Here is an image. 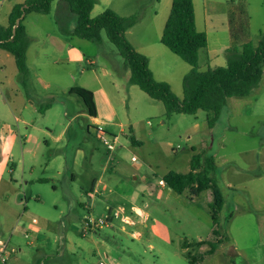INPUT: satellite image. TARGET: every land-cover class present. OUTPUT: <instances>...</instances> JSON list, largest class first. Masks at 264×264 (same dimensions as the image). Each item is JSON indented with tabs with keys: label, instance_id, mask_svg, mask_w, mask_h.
I'll return each mask as SVG.
<instances>
[{
	"label": "rangeland",
	"instance_id": "374dc122",
	"mask_svg": "<svg viewBox=\"0 0 264 264\" xmlns=\"http://www.w3.org/2000/svg\"><path fill=\"white\" fill-rule=\"evenodd\" d=\"M18 1L22 0H0L1 26L8 24L11 8ZM193 1L198 29L204 30V21L208 25L211 49L219 50L223 46H230L229 8L230 4L238 5L241 0ZM242 1L247 5L249 15L247 40L258 45L264 36V0ZM56 2L52 4L53 12L50 15L31 13L23 21L28 29L26 33L32 60L38 47L39 35L44 36L49 32L50 35L62 38L67 36L61 26L55 23L56 18L63 16L57 12ZM172 2L173 0H99L91 16L96 17L107 8L115 10L121 16L138 15L137 23L128 30V40L148 57L155 79L167 82L172 91L183 99V80L192 67L159 42ZM71 19L73 25L76 16L70 12L68 20L65 19L68 26ZM30 36L36 42H31ZM102 38L101 44L81 41V45L86 53L98 55V65L103 63L116 75L117 70L114 69L125 61L105 32L102 33ZM204 56L205 50H202L200 70L226 65L224 51L220 53L219 59L211 60L210 63L206 62ZM82 67L88 69L87 63L82 64ZM7 74H10L9 66ZM2 76L0 74V79ZM74 76L75 80H70L68 84L58 85L62 88L78 85L82 83L81 79L92 74L86 71L80 78V71H77ZM64 77L61 75V78ZM119 77L124 86H128L126 78ZM55 85L51 88L53 94L47 98L48 102L49 97L55 99L52 105L56 107L51 112V121L61 110L67 114L62 121L64 125L74 113H79L69 123L68 134L62 145L65 149V143L68 144L70 172L67 174L64 169L63 173L58 174L59 168H54L53 175L47 176L49 180L40 182L36 178L46 177L41 169H37L33 181L27 170L20 171L17 178L20 181L21 177L31 180V186L24 187L36 190L42 200L37 203L30 199L27 214L20 202L6 208L0 201V237L10 238L18 248L15 255L18 257L17 261L13 256L7 264H190L187 258L189 254L199 261L202 252L209 249L207 242L218 239L212 235V219L207 206L208 199L213 196L212 191L206 190L198 199L191 200L189 189L178 194L169 190L166 185L161 190L159 203L152 199L146 200L149 205L146 210L154 218L149 222L150 227L158 219L168 225L171 232L170 243L154 236L151 229L125 226L118 220H114L112 226L86 234L84 217L88 213L82 200L83 188L91 186L95 173L108 182V196L111 199L115 197L117 180L123 179L125 182L118 188L120 192L125 193L132 186H138L132 178L135 167L138 166L152 168L155 175L162 179L171 171L187 174L191 171L193 148L215 158L216 177L226 202L218 220L223 233L229 236V241L220 245L214 255L203 257L202 264H264V68L258 87L247 97L228 99L212 128L208 125V114L205 111L200 110L196 115L174 113L169 117L161 101L152 99L139 87H134L127 94L131 107V121L128 122L133 124L137 132L135 138L140 140L141 145H134L131 137L122 136L119 142L110 140L115 143L111 152L93 130L91 118L82 100L76 95L63 92ZM32 88L30 80V95ZM118 107L121 108V105L118 104ZM119 111L126 122L127 109ZM56 146L60 148L61 144ZM134 156L137 157V162L132 161ZM91 160L94 162L95 172L90 171ZM117 163L124 165L129 172L124 175L119 171L111 172ZM71 173L76 175L75 179H72ZM88 195V198L91 197L90 192ZM93 200L95 211L92 215L96 218L106 215L104 199L95 197ZM89 203L88 199L87 204ZM143 204L138 203L140 206ZM11 209L24 214L26 220L33 217L38 220L39 238L32 235L26 240L21 229L14 228ZM230 213L232 217L225 220ZM133 217L136 218L134 215ZM13 229L15 230L11 234ZM136 231L140 232L139 237L133 235ZM200 239L204 241L199 242ZM184 244H187V250L183 248Z\"/></svg>",
	"mask_w": 264,
	"mask_h": 264
},
{
	"label": "crops",
	"instance_id": "0c3cea01",
	"mask_svg": "<svg viewBox=\"0 0 264 264\" xmlns=\"http://www.w3.org/2000/svg\"><path fill=\"white\" fill-rule=\"evenodd\" d=\"M25 1L26 0H22L14 3L11 11L16 4ZM55 1H57V12L63 15L61 18H56L55 23L61 26V30L67 36L62 38L61 36L50 35L49 32H46L44 36L39 35L40 39L37 41L38 47L33 60L31 59L30 46L28 47L27 65L30 70V80L32 81L33 87L31 96L27 95L20 82L14 55L7 50L0 48V74L3 75L2 79H0V201L3 202L6 208L13 205V203H22L24 211L26 212L25 214L28 213V201L30 199H34L37 203L42 200L41 195L36 190L26 189L24 187V185L28 187L31 186L32 181L35 179L33 177L35 172H37V169H41V172L43 171L46 176L45 178H36L37 181L40 182H47V180H49L47 176L48 174H50V176L53 175L54 168H59L61 172L57 171L58 174L63 173L64 169L67 174L70 172L68 144L65 143V149L62 145H64L65 137L68 134L69 123L73 122L79 116V113H74L71 119L64 125L62 121L67 114L62 112V110L61 112L59 111L56 114V118L51 121V112L55 109V105H52L47 111H45V113L40 112L39 107L41 105L44 106L48 102V96L53 94L51 91V88L53 89V85H55L53 82L57 83L55 86L60 87L59 85L64 86L68 84L70 80H75L74 73L77 71H80V78H82L86 71L91 73L92 76H89L86 79H81L82 83L78 85H67L66 87L60 88L64 90L63 92L68 93H70V90L75 87H80L92 92L93 101L96 107V116L92 117L89 114L88 116L91 118V126H93V130L96 132L99 139L100 130L102 129L108 140L113 139L115 143L119 142L120 137L124 136L131 137L134 145H141L140 140L135 138L137 132L133 127V124L128 122L131 121L129 114L131 107L129 105V100L127 99V94H130V91L134 89V87H138L129 83L131 76L130 69L125 68L124 63L122 62L116 67V69H114L117 70L115 75L107 66H104L103 63L98 65V55L95 54L92 56L83 50L81 45L83 42L81 41L88 42V40L67 34V32H72L76 26V20H74V24L72 25V19L70 20L71 24L69 26L66 24L68 15L71 12L69 5L64 1L59 0H54L52 4ZM94 10L95 7L91 12V15ZM52 12L53 6L48 15ZM195 17L197 26L196 10ZM8 25L9 20L7 25H0V27H7ZM204 26V30H199L198 27L197 29L207 34L208 44L207 47L202 50H205L204 58L206 59V62L210 63L211 60L219 59L220 53L222 51L225 52L230 46H223L222 49L219 50L211 49L209 39L210 33L205 21ZM25 29L28 32L27 27H25ZM30 39L31 42H36L31 36ZM159 42L161 43V37L159 38ZM132 45L135 47L133 43ZM135 49L138 52L140 51L137 47H135ZM141 52L142 51H140V53ZM85 62L88 65V69L82 67V64H85ZM7 66L10 67V74H7ZM61 75H64L65 77L61 78ZM119 76H124L126 78L128 86H124L122 78ZM17 79L18 81H16ZM118 104L121 105V108L118 107ZM123 108L127 109L126 122L119 111ZM137 125L138 124H136V126ZM115 143L113 145L114 147ZM58 144H61L60 148L56 146ZM113 150L114 148L109 151L111 152ZM93 168L94 162L91 160L90 171L95 172ZM147 168L140 166L135 167L132 178H134L133 180L138 186L136 188L132 186L130 191L125 193L120 192L118 188H121L125 182L123 179L115 181V197L112 199L108 196V182L102 176L98 177V174L95 173L91 186L83 188L82 196L84 197H82V200L85 206L84 208L87 213L92 214V212L95 211L93 207V199L95 197L104 199V210L106 213L118 209L129 211L132 206L138 207L145 213V218L147 217V220L144 221L142 218H136L137 224L135 226H140L146 230L151 229V233L154 236L170 243L171 232L168 225L162 223L160 219L155 220V224L151 225V227L149 225V222L153 221L154 218L150 212L146 210L149 206L146 200L152 199L154 202L159 203L161 201V190H163L166 185H159L158 181L162 178H158L152 168ZM24 170H27L30 174L32 181L27 179L24 180L22 177L20 181V179L17 178L20 171L23 172ZM117 171L123 175L126 174V172H129V170H127V168L121 163H117L111 169V172ZM6 175H9V177L7 178ZM70 176L72 179L76 178L74 173H71ZM169 190L171 189L169 188ZM89 192L91 193V197L88 198L87 196H89ZM199 197H197V199ZM88 199L90 200V203L92 202L91 204H87ZM212 201L213 196H210L208 199V208ZM139 202H143V206L138 205ZM209 213L211 216L210 208ZM10 214L13 217L14 228H20L21 233L26 240H29L32 235L36 239L39 238L40 228L38 223L36 225L32 224V220L35 217L31 220H26L23 217L24 214L12 209ZM213 227V220H211L212 230ZM14 230L15 229L11 230V234H13ZM123 230H125V226H123ZM25 234H29L30 237L26 238ZM203 241L204 240L202 239L199 240V242ZM151 246L153 247V245ZM183 248L187 250V244H184ZM207 250L203 251L202 254ZM207 256L210 255H206V257ZM17 258L18 257L15 259L16 261ZM187 258L189 259L188 261L190 264H202L204 262V259L202 261L200 259L199 261L194 260L190 257V254L189 256L187 255Z\"/></svg>",
	"mask_w": 264,
	"mask_h": 264
},
{
	"label": "trees",
	"instance_id": "16d2710c",
	"mask_svg": "<svg viewBox=\"0 0 264 264\" xmlns=\"http://www.w3.org/2000/svg\"><path fill=\"white\" fill-rule=\"evenodd\" d=\"M54 0H26L16 4L9 16V25L0 27V48L14 55L18 68L19 79L30 95V70L27 65V49L29 38L24 26V19L32 12L48 15ZM69 5L71 13L76 16V26L71 35L90 42L101 44L102 33L117 48L123 57L125 68L130 69L129 83L138 86L152 99L161 101L167 116L174 113L195 115L205 111L208 115L209 127L218 121L228 99L247 97L258 87L264 68V36L258 45L248 38L249 15L245 2L230 4L229 29L231 45L225 50L226 65L199 68L200 51L207 47L208 38L205 32L196 26L193 0H173L169 17L164 26L161 43L172 53L189 64L192 68L183 80V99H180L167 82L158 81L149 66V59L138 52L127 38V31L135 26L138 15L121 16L115 10L107 8L96 17L91 16L99 0H59ZM70 94L79 97L85 105L88 114L96 116V107L92 92L80 87L70 90ZM49 102L39 108L45 113L55 101L49 97ZM191 171L187 174L169 172L164 177L166 185L178 194L190 190L189 198H197L205 190H211L213 201L209 208L213 220L212 233L216 241L207 242L209 249L200 256L212 255L218 247L229 241V236L223 233L218 217L225 207V198L216 177V162L212 155L197 152L193 148ZM232 217L230 213L225 220ZM192 263V261H191Z\"/></svg>",
	"mask_w": 264,
	"mask_h": 264
},
{
	"label": "built area",
	"instance_id": "2783aa9c",
	"mask_svg": "<svg viewBox=\"0 0 264 264\" xmlns=\"http://www.w3.org/2000/svg\"><path fill=\"white\" fill-rule=\"evenodd\" d=\"M100 139L104 144L107 145L110 150L114 148V143H111L110 140H108L106 134L102 131V129L100 130ZM132 161L137 162V157L134 156L132 158ZM158 183L161 186L166 185L163 179H160ZM133 215L136 218L144 219V221L147 220V217L145 218V213L140 208L135 206H132L129 211L125 209L111 210L109 213L99 218H96L92 214L88 213L84 217L86 224L84 232L86 234H91L93 232L100 231L104 227L112 226L114 220L120 221L125 226H135L137 224V219L134 218ZM37 223L38 220L34 218L32 220V224L36 225ZM133 235L135 237H139L140 234L139 232H134ZM25 237L29 238L30 235L25 234ZM17 252L18 248L12 244L10 238L4 239L3 237H0V264H7L11 260V258L17 254Z\"/></svg>",
	"mask_w": 264,
	"mask_h": 264
}]
</instances>
